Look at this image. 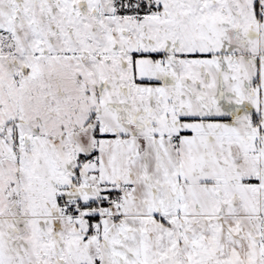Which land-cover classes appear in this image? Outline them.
<instances>
[{
    "label": "snow or ice",
    "instance_id": "obj_1",
    "mask_svg": "<svg viewBox=\"0 0 264 264\" xmlns=\"http://www.w3.org/2000/svg\"><path fill=\"white\" fill-rule=\"evenodd\" d=\"M0 264H264V0H0Z\"/></svg>",
    "mask_w": 264,
    "mask_h": 264
}]
</instances>
